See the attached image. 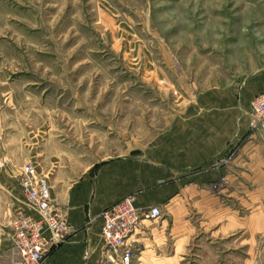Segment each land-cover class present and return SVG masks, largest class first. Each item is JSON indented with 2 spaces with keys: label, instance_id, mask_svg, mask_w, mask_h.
<instances>
[{
  "label": "rangeland",
  "instance_id": "rangeland-1",
  "mask_svg": "<svg viewBox=\"0 0 264 264\" xmlns=\"http://www.w3.org/2000/svg\"><path fill=\"white\" fill-rule=\"evenodd\" d=\"M262 73L264 0H0V264L31 144L78 174L173 120H225Z\"/></svg>",
  "mask_w": 264,
  "mask_h": 264
},
{
  "label": "crops",
  "instance_id": "crops-1",
  "mask_svg": "<svg viewBox=\"0 0 264 264\" xmlns=\"http://www.w3.org/2000/svg\"><path fill=\"white\" fill-rule=\"evenodd\" d=\"M257 93L264 73L246 80L225 120H173L149 151L104 158L78 174L59 162L76 160L75 151L67 159L52 148L39 159L31 144L23 162L47 171L51 199L71 227L40 264H104L101 213L128 194L161 212L128 238L131 264H264V144L249 135Z\"/></svg>",
  "mask_w": 264,
  "mask_h": 264
},
{
  "label": "built area",
  "instance_id": "built-area-1",
  "mask_svg": "<svg viewBox=\"0 0 264 264\" xmlns=\"http://www.w3.org/2000/svg\"><path fill=\"white\" fill-rule=\"evenodd\" d=\"M249 135L264 144V94L251 101ZM19 183L26 206L36 215L18 214L11 221V259L6 264H40L43 258L71 232L63 210L52 201L45 174L31 163L22 166ZM157 206L136 205L135 196L128 194L101 213V252L104 262L131 264L132 252L127 240L141 227L143 220L159 217Z\"/></svg>",
  "mask_w": 264,
  "mask_h": 264
}]
</instances>
